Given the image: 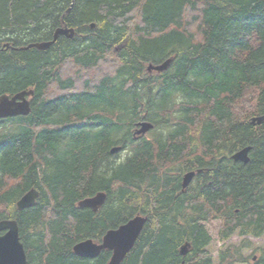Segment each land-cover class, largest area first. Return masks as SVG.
Here are the masks:
<instances>
[{"label": "trees", "instance_id": "trees-1", "mask_svg": "<svg viewBox=\"0 0 264 264\" xmlns=\"http://www.w3.org/2000/svg\"><path fill=\"white\" fill-rule=\"evenodd\" d=\"M62 24L72 37L21 48ZM29 89V114L0 119V220H16L26 264H106L109 250L74 244L136 214L147 219L120 264H214L213 220L220 241L244 237L219 264L264 235V121L250 123L264 114V0H0V95ZM141 115L154 128L133 138ZM248 145L247 163L231 159ZM99 191L97 212L77 206Z\"/></svg>", "mask_w": 264, "mask_h": 264}, {"label": "water", "instance_id": "water-1", "mask_svg": "<svg viewBox=\"0 0 264 264\" xmlns=\"http://www.w3.org/2000/svg\"><path fill=\"white\" fill-rule=\"evenodd\" d=\"M91 27L94 26L93 23L90 24ZM59 35H64L68 38L72 37L73 29L67 27H59L54 31L53 40L32 43L23 49L29 47H36L39 49H46L57 39ZM171 58H168L164 62L158 65L149 64L147 70L163 71L165 70ZM26 95H32V91H21L14 94L12 97L7 95L0 96V118H5L8 116L15 115H27L30 111V103L26 98ZM264 120V115L256 116L251 118V124H260ZM140 126L135 130V134H144L148 129L152 127L149 122H139ZM120 148L114 147L110 152H116ZM250 146L244 147L241 150L235 152L231 157L235 161H241L247 163L249 160L248 152ZM199 170H197L198 172ZM195 172L189 171L184 173L182 178V187L185 188ZM38 195V191L35 188L29 189L21 198L17 201L16 206L18 210L30 207L34 204L35 199ZM106 194L99 192L92 197L84 198L78 202L80 207H89L93 211H97L100 205L104 202ZM146 218L141 215H136L131 218L126 223L120 225L118 228L109 229L102 237L100 243H96L91 239L83 240L73 246V251L75 254L81 257H95L102 249L111 250L112 254L107 262V264H120L128 251L133 247L141 230L145 224ZM6 229V232L0 234V264H26V253L23 243L19 240L18 226L15 220H1L0 221V231ZM189 243H184L180 247V253L182 255L186 254Z\"/></svg>", "mask_w": 264, "mask_h": 264}, {"label": "rangeland", "instance_id": "rangeland-1", "mask_svg": "<svg viewBox=\"0 0 264 264\" xmlns=\"http://www.w3.org/2000/svg\"><path fill=\"white\" fill-rule=\"evenodd\" d=\"M146 136H149V134L147 133ZM218 226H219V221L217 220H213L211 222L205 223V227L211 237V242L207 249L209 254H211V258L214 264H219V251H225V249L229 248V246H233V247L239 246L242 240H244V237L238 234H234L228 240L224 242L220 241L218 239ZM248 240L250 243V247L242 251L245 261L236 262L234 264H251L250 261L253 258L252 256L253 255L256 256V252L259 251V248L264 247V235L261 237L249 238Z\"/></svg>", "mask_w": 264, "mask_h": 264}, {"label": "bare ground", "instance_id": "bare-ground-1", "mask_svg": "<svg viewBox=\"0 0 264 264\" xmlns=\"http://www.w3.org/2000/svg\"><path fill=\"white\" fill-rule=\"evenodd\" d=\"M59 27H67V26L62 24V26H59ZM59 27H57V28H59ZM57 28H56V29H57ZM67 28H69V27H67ZM56 29H55V30H56ZM72 29H73V28H72ZM55 30H54V31H55ZM53 35H54V32H53V34H52V38H51L50 40H47V41H51V40H53ZM73 35H74V29H73ZM73 35H72V36H73ZM59 36H60V35H59ZM59 36H58V37H59ZM58 37H57V38H58ZM56 40H57V39H56ZM56 40L53 42V44L56 42ZM42 42H46V41L44 40V41H42ZM32 43H41V42H31V43H29V44H32ZM29 44H27L26 46H28ZM6 46H8V43L6 44ZM26 46H23V47H21V48L23 49V48L26 47ZM50 46H51V45H50ZM29 48H30V47H29ZM38 49H39V48H38ZM168 58H171V61H170V63H171V62H172V57H168ZM168 58H166L165 60H167ZM165 60H164V61H165ZM164 61H163V62H164ZM161 63H162V62H161ZM161 63H158V64H161ZM170 63H169V65H170ZM149 64H152V63H149ZM149 64H148V65H149ZM158 64H152V65H158ZM148 65H147V66H148ZM169 65H168V66H169ZM167 68H168V67H167ZM167 68H166V69H167ZM166 69H165V70H166ZM147 71H148V70H147ZM163 71H164V70H163ZM150 72H156V73H159V72H162V71L151 70ZM29 90L32 91V95H33V90H32V89H29ZM29 90H21V91H29ZM21 91L15 92V93H13L12 95H8V94H5V95H7L8 97H12L14 94L19 93V92H21ZM2 95H4V94H2ZM32 95H26V98H27V100L29 101V103H30V98H31ZM0 96H1V95H0ZM30 105H31V104H30ZM145 110H146V109H145ZM29 112H30V111H29ZM28 114H29V113H28ZM28 114H27V115H28ZM19 115H22V114H19ZM19 115H15V116H19ZM262 115H264V114H262ZM15 116H8V117H15ZM23 116H26V115H23ZM259 116H261V115H259ZM8 117H5V118H8ZM253 117H256V116H253ZM5 118H0V119H5ZM251 118H252V117H251ZM142 121L149 122L150 124H152V127H151L150 129H148L144 134L137 135V134H135V130L138 129V128L140 127V126L138 125V123H139V122H142ZM263 121H264V120H263ZM263 121H262V122H263ZM262 122H261V123H262ZM250 123H251V119H250ZM153 128H154V124H153L152 122H150V120L148 121L147 119H145L144 116H142L141 119H140V120L138 119V121L135 123L134 129H133V132H132L133 138H136V137H138V136H142V137H143V136H146V134L149 133ZM248 146H250V145H248ZM114 147H119L120 149H119L118 151H116V152H113V153L110 152L111 154H115V153H117V152H119V151L121 150V146H120V145H115V146H113L112 148H114ZM245 147H247V146H245ZM112 148H111V149H112ZM243 148H244V147H243ZM111 149H110V151H111ZM241 149H242V148H241ZM241 149H239V150H241ZM239 150H236L235 152H237V151H239ZM250 150H251V146H250ZM250 150H249V151H250ZM235 152H233V153L231 154V156H232ZM248 153H249V152H248ZM231 156H230V157H231ZM248 157H249V156H248ZM231 159H232V157H231ZM232 160H233V159H232ZM233 161H235V160H233ZM248 161H249V160H248ZM248 161H247V162H248ZM239 162H241V161H239ZM242 163H243V162H242ZM198 170H199L198 172H197V169H196V171H195V170H190V171L195 172L194 175L196 176L198 173H200V172L202 171V169H198ZM187 172H189V171H187ZM193 177H194V176H193ZM193 177H192V179H193ZM182 178H183V177H182ZM192 179H191V180H192ZM191 180H190V182H191ZM190 182H189V183H190ZM189 183H188V184H189ZM32 188H34V187H32ZM186 188H187V186L185 187V189H186ZM30 189H31V188H30ZM35 189H36V188H35ZM28 190H29V189H28ZM28 190H27V191H28ZM36 190L38 191V189H36ZM27 191H25V192H27ZM25 192H24L23 194H25ZM99 192H103V191H99ZM99 192H97V193H99ZM97 193H96V194H97ZM103 193H105V192H103ZM23 194H22L21 196H23ZM96 194H94V195H96ZM105 194H106V193H105ZM38 195H39V191H38ZM38 195H37V197H38ZM94 195H92V196H94ZM21 196H20V198H21ZM92 196H87V197H92ZM37 197H36V199H35V202H36V200H37ZM87 197H85V198H87ZM20 198H19V199H20ZM19 199H18V200H19ZM83 199H84V198H83ZM83 199H82V200H83ZM105 199H106V197H105ZM18 200H16L15 202L17 203ZM104 201H105V200H104ZM35 202H34V203H35ZM16 203H15V206H16ZM103 203H104V202H103ZM103 203L100 205V207L103 205ZM33 205H34V204H33ZM33 205H32V206H33ZM30 207H31V206H30ZM100 207H99V208H100ZM27 208H29V207H27ZM85 208H89V207H85ZM99 208H98V210H99ZM16 209H17V206H16ZM24 209H25V208H24ZM90 209H91V208H90ZM17 210H18V209H17ZM21 210H23V209H21ZM91 210H92V209H91ZM98 210H97V211H98ZM18 211H20V210H18ZM92 211H93V210H92ZM97 211H93V212H97ZM136 215H141V216H143V217L146 218V216H144V215H142V214H136ZM136 215H134L133 217H135ZM133 217H131V218H133ZM131 218H130V219H131ZM130 219H128L127 221H129ZM146 219H147V218H146ZM1 220H13V219L4 218V219H1ZM1 220H0V221H1ZM15 221H16V220H15ZM127 221H126V222H127ZM126 222H124V223H126ZM145 222H146V221H145ZM124 223H122V224H124ZM122 224H121V225H122ZM119 226H120V225H119ZM119 226H118V227H119ZM118 227H116V228H118ZM110 229H115V228H110ZM108 230H109V229H108ZM108 230H107V231H108ZM107 231H106V232H107ZM106 232H105V233H106ZM105 233H104V234H105ZM104 234H103V235H104ZM102 237H103V236H102ZM87 239H91V238H87ZM87 239H84V240H87ZM91 240H92V239H91ZM101 240H102V238H101ZM101 240H100V242H101ZM81 241H83V240H80V241H78L77 243H79V242H81ZM92 241H93V240H92ZM94 242H96V241H94ZM100 242H96V243H100ZM77 243H76V244H77ZM184 243H188V242H184ZM184 243H183V244H184ZM183 244H182V245H183ZM182 245H181V246H182ZM181 246H180V247H181ZM189 249H190V247L188 248V251H189ZM72 250H73V248H72ZM102 250H104V249H102ZM102 250H101V251H102ZM101 251H100V252H101ZM110 251H111V250H110ZM129 251H130V250H129ZM129 251H128V252H129ZM188 251H187V253H188ZM73 253H74V251H73ZM179 253H180V248H179ZM74 254H75V253H74ZM111 254H112V252H111ZM180 254H181V253H180ZM76 255H77V254H76ZM181 255H182V254H181ZM184 255H185V254H184ZM77 256H78V255H77ZM97 256H98V255H97ZM125 256H126V255H125ZM79 257H81V256H79ZM95 257H96V256H95ZM110 257H111V255H110ZM89 258H94V257H89ZM109 259H110V258H109ZM108 261H109V260H108ZM108 261H107V262H108ZM26 262H27V257H26ZM106 264H107V263H106Z\"/></svg>", "mask_w": 264, "mask_h": 264}, {"label": "flooded vegetation", "instance_id": "flooded-vegetation-1", "mask_svg": "<svg viewBox=\"0 0 264 264\" xmlns=\"http://www.w3.org/2000/svg\"><path fill=\"white\" fill-rule=\"evenodd\" d=\"M194 170L196 171V169H194ZM197 170H198V169H197ZM189 171H190V170H189ZM182 177H183V175H182ZM182 177H181V180H180V191H184V190H185V188L182 187ZM192 180H193V179H192ZM190 183H191V182H190ZM190 183H189V184H190ZM189 184H188V185H189ZM188 185H187V187H188ZM84 198H85V197H84ZM82 199H83V198H82ZM82 199H80V200H82ZM80 200H79V201H80ZM79 201H77V206H78V202H79ZM79 207H80V206H79ZM89 209H90V208H89ZM90 210H91V209H90ZM146 218H147V217H146ZM10 219H12V218H10ZM13 220H15V219H13ZM5 232H6V229L1 230V231H0V234H3V233H5ZM18 235H19V233H18ZM19 240H20V238H19ZM96 242H97V241H96ZM76 243H77V242H76ZM76 243H75V244H76ZM75 244H74V245H75ZM104 250H108V249H104ZM109 251H110V250H109ZM110 252H111V251H110ZM25 253H26V251H25ZM186 254H187V253H186ZM186 254H185V255H186ZM182 256H184V255H182ZM94 258H95V257H94ZM255 259H256V256L253 255L252 260H255Z\"/></svg>", "mask_w": 264, "mask_h": 264}]
</instances>
